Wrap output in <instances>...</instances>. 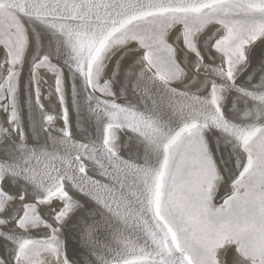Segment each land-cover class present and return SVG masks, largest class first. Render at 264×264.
<instances>
[{"label":"snow or ice","instance_id":"snow-or-ice-1","mask_svg":"<svg viewBox=\"0 0 264 264\" xmlns=\"http://www.w3.org/2000/svg\"><path fill=\"white\" fill-rule=\"evenodd\" d=\"M0 264H264V0H0Z\"/></svg>","mask_w":264,"mask_h":264}]
</instances>
